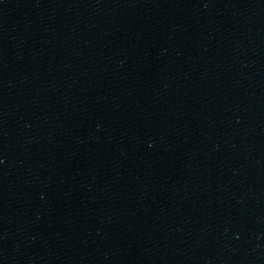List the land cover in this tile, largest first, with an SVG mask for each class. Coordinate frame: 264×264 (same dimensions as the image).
I'll list each match as a JSON object with an SVG mask.
<instances>
[{
    "label": "water",
    "instance_id": "1",
    "mask_svg": "<svg viewBox=\"0 0 264 264\" xmlns=\"http://www.w3.org/2000/svg\"><path fill=\"white\" fill-rule=\"evenodd\" d=\"M0 264H264V0H0Z\"/></svg>",
    "mask_w": 264,
    "mask_h": 264
}]
</instances>
